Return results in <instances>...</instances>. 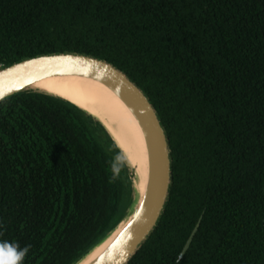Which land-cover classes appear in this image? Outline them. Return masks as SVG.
<instances>
[{
    "label": "trees",
    "instance_id": "trees-1",
    "mask_svg": "<svg viewBox=\"0 0 264 264\" xmlns=\"http://www.w3.org/2000/svg\"><path fill=\"white\" fill-rule=\"evenodd\" d=\"M56 53L125 73L167 133L169 200L128 264H264V0H0V67ZM117 155L69 102H1L0 239L31 246L23 264H75L130 208Z\"/></svg>",
    "mask_w": 264,
    "mask_h": 264
},
{
    "label": "water",
    "instance_id": "water-1",
    "mask_svg": "<svg viewBox=\"0 0 264 264\" xmlns=\"http://www.w3.org/2000/svg\"><path fill=\"white\" fill-rule=\"evenodd\" d=\"M62 76L90 78L109 88L137 120L144 135L148 153V178L143 198L111 244L90 263L128 264L157 228L169 200L172 160L167 133L147 95L125 73L104 60L84 54L40 55L0 67V103L23 93H41L32 88L34 84L46 78ZM199 225L200 221L186 241L179 260L189 249Z\"/></svg>",
    "mask_w": 264,
    "mask_h": 264
},
{
    "label": "bare ground",
    "instance_id": "bare-ground-1",
    "mask_svg": "<svg viewBox=\"0 0 264 264\" xmlns=\"http://www.w3.org/2000/svg\"><path fill=\"white\" fill-rule=\"evenodd\" d=\"M81 109L101 124L119 149L131 175V207L126 218L76 264H90L124 228L143 198L148 178V153L142 130L123 102L100 82L81 76L43 79L32 87Z\"/></svg>",
    "mask_w": 264,
    "mask_h": 264
},
{
    "label": "clouds",
    "instance_id": "clouds-1",
    "mask_svg": "<svg viewBox=\"0 0 264 264\" xmlns=\"http://www.w3.org/2000/svg\"><path fill=\"white\" fill-rule=\"evenodd\" d=\"M121 163L122 157L115 156L111 165L114 175L119 173ZM2 229L3 225L0 224V235L3 234ZM30 247V245L21 247L18 242L0 239V264H23Z\"/></svg>",
    "mask_w": 264,
    "mask_h": 264
},
{
    "label": "rangeland",
    "instance_id": "rangeland-1",
    "mask_svg": "<svg viewBox=\"0 0 264 264\" xmlns=\"http://www.w3.org/2000/svg\"><path fill=\"white\" fill-rule=\"evenodd\" d=\"M132 196V195H131Z\"/></svg>",
    "mask_w": 264,
    "mask_h": 264
}]
</instances>
